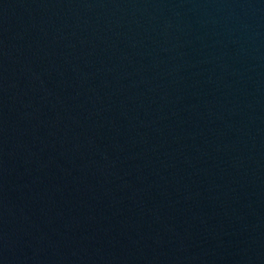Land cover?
Masks as SVG:
<instances>
[{
  "label": "water",
  "instance_id": "95a60500",
  "mask_svg": "<svg viewBox=\"0 0 264 264\" xmlns=\"http://www.w3.org/2000/svg\"><path fill=\"white\" fill-rule=\"evenodd\" d=\"M0 264H264V0H0Z\"/></svg>",
  "mask_w": 264,
  "mask_h": 264
}]
</instances>
